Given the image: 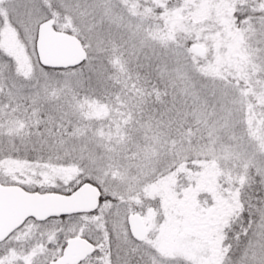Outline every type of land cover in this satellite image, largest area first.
<instances>
[{
    "label": "snow or ice",
    "instance_id": "obj_1",
    "mask_svg": "<svg viewBox=\"0 0 264 264\" xmlns=\"http://www.w3.org/2000/svg\"><path fill=\"white\" fill-rule=\"evenodd\" d=\"M0 264H264V0H0Z\"/></svg>",
    "mask_w": 264,
    "mask_h": 264
}]
</instances>
